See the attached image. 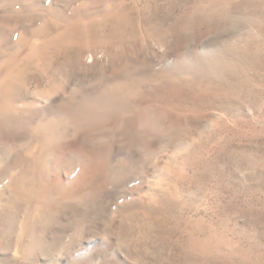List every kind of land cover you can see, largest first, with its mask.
<instances>
[{
    "label": "rangeland",
    "instance_id": "rangeland-1",
    "mask_svg": "<svg viewBox=\"0 0 264 264\" xmlns=\"http://www.w3.org/2000/svg\"><path fill=\"white\" fill-rule=\"evenodd\" d=\"M0 264H264V0H0Z\"/></svg>",
    "mask_w": 264,
    "mask_h": 264
}]
</instances>
